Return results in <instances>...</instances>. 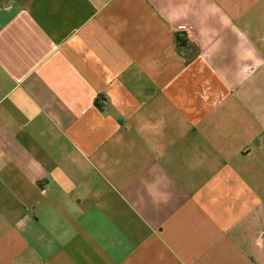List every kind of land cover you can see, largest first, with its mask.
<instances>
[{"label":"crops","instance_id":"crops-1","mask_svg":"<svg viewBox=\"0 0 264 264\" xmlns=\"http://www.w3.org/2000/svg\"><path fill=\"white\" fill-rule=\"evenodd\" d=\"M0 264H264V0H0Z\"/></svg>","mask_w":264,"mask_h":264},{"label":"built area","instance_id":"built-area-1","mask_svg":"<svg viewBox=\"0 0 264 264\" xmlns=\"http://www.w3.org/2000/svg\"><path fill=\"white\" fill-rule=\"evenodd\" d=\"M178 27H179V29H182L185 31H189L191 29L189 26H186L185 24L179 25Z\"/></svg>","mask_w":264,"mask_h":264}]
</instances>
